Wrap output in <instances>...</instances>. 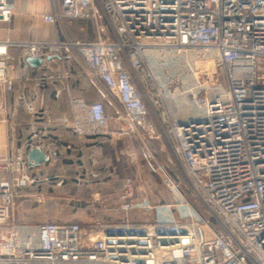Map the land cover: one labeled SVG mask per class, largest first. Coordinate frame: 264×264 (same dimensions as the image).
Returning <instances> with one entry per match:
<instances>
[{
    "label": "built area",
    "instance_id": "built-area-1",
    "mask_svg": "<svg viewBox=\"0 0 264 264\" xmlns=\"http://www.w3.org/2000/svg\"><path fill=\"white\" fill-rule=\"evenodd\" d=\"M7 1L0 0V24L12 15ZM60 18L91 19L97 39L0 41V82L11 88L6 67L18 48L23 60L70 59L113 111L108 114L102 101L70 96L69 115L59 125H68L77 138H139L145 158L156 165L162 184L180 204L184 221H175L169 206L162 211L147 196H136L133 179L126 177L121 228L86 236L78 223L45 222L38 224L35 239L27 235L22 241L11 214L17 192L40 181L39 174L28 172L26 160L27 152L39 146L29 142L27 152L10 151L7 128L0 123V264H264V63L263 74L257 71L264 61V0H57L56 9L42 19L58 24ZM160 47L209 50L225 72L224 91L212 98L195 96L203 114L182 125L169 112L164 115L185 179L169 177L154 157L149 143L160 141V134L125 66L127 61L139 68L143 50ZM179 86L174 91L185 94ZM26 110L35 118L43 115L29 102ZM110 121L125 122L127 128L114 131ZM51 161L52 154L44 153L43 163ZM182 187L204 213L184 198ZM34 199L40 203L43 195ZM131 209L152 219L130 223Z\"/></svg>",
    "mask_w": 264,
    "mask_h": 264
},
{
    "label": "crops",
    "instance_id": "crops-1",
    "mask_svg": "<svg viewBox=\"0 0 264 264\" xmlns=\"http://www.w3.org/2000/svg\"><path fill=\"white\" fill-rule=\"evenodd\" d=\"M7 2L12 9V15L8 23L0 24V41L51 42L61 36L85 42L97 39L93 21L92 23L88 20L60 18L58 24L44 22L42 16L56 9L57 0ZM21 51V48L16 50L15 58L6 67L5 77L12 79L11 88L7 90L0 82V123L7 128L5 142L8 149L27 152L26 146L32 142L39 146L43 153L52 154L50 163H42L35 167L28 165L31 169V172H28L40 176H47L48 172L62 173L60 222L80 224L86 236L98 234L102 229L106 231L121 228L124 213L119 210V206L122 202L124 179L131 177L135 185L142 181L149 188L152 187V182L148 171L156 175L160 172L158 169L153 170L152 162L145 158L142 142L137 137L115 135L77 138L71 133L68 125H59L58 120L69 115L70 96L82 97L87 102L104 101L109 108L108 114H111L113 109L93 81L70 59L48 56L40 66H30L22 59ZM132 51L128 50V54L132 55ZM209 54L219 60L216 54ZM139 61L140 67L135 72H132L127 61L125 66L135 79L133 84L139 91L142 101L148 106L156 131L162 140L170 138L173 148V137L164 118L166 113L171 112L167 105L163 106L159 100L164 98L157 94L155 86L158 83L151 74H149L151 81L145 86L148 74L144 71L143 64L145 63L147 67L149 64L143 55L139 57ZM152 74L155 77L154 72ZM27 102L43 112L41 118H35L27 112ZM110 127L114 131H123L127 128L125 122L117 121H111ZM148 166H152L150 170ZM33 188L34 186L17 192L11 216L12 221L19 226L20 233L27 232V235L36 238L39 223L35 220V214L31 212L29 204L39 202L34 199L37 193ZM71 191L74 193L73 197L68 194ZM84 193L89 194V197L83 200L78 198ZM138 193L139 188L137 190L135 186V195L138 196ZM21 206L26 207L29 212L19 214L18 208ZM127 217L133 224H145L152 219L147 218L141 209L129 210ZM171 217L174 218L172 212ZM97 222L101 225L97 226Z\"/></svg>",
    "mask_w": 264,
    "mask_h": 264
},
{
    "label": "rangeland",
    "instance_id": "rangeland-1",
    "mask_svg": "<svg viewBox=\"0 0 264 264\" xmlns=\"http://www.w3.org/2000/svg\"><path fill=\"white\" fill-rule=\"evenodd\" d=\"M209 53L215 54L209 50L202 49L178 50L170 48L157 50L146 48L143 50V58L149 64L148 67L145 63L143 64L144 71L148 74L144 82L145 86L151 81L149 74L154 72L156 81L161 88L164 97V99L159 100L162 101L163 106L167 105L173 121L178 124L184 122L189 117L196 118L203 114L204 110L195 103V96L212 98L218 91H224L226 88L223 66L218 59L213 58ZM122 60H124L123 56ZM263 63L264 61L258 62V74H263ZM135 70L136 69H132V72H135ZM129 73L132 81L135 82L130 71ZM170 79L173 81H169ZM177 83L180 85L179 87L181 91L186 92L185 94L174 91ZM149 114L150 119L153 120L150 111ZM149 147L152 150L154 157L160 161L158 163L163 166L162 170L165 174L173 179L175 177L174 174L180 175L185 179L184 172L172 152L170 138L166 137V140L164 138L162 140V137L160 136V141H157L154 144L149 143ZM151 165L153 166V170L157 169L156 165L153 163ZM152 166H148L149 170ZM148 174L151 180H154L152 182V187L148 184V188L142 181H138L137 185L134 184V189L135 186L137 190L139 188L138 196L148 195L147 197L150 202L162 211L169 206L174 216V218H172L178 223H182L184 219L179 214L180 204L176 201L172 191L160 181L162 174L159 173V175H156L152 171H148ZM38 177L40 181L37 186L43 184V190L41 189L43 199L38 204H29L30 210L35 214V220L39 224L45 222L59 223L62 221V177H60L59 174H48L47 176ZM182 190L184 191V198L190 204L195 206L198 211L204 213V209L198 203L197 199L193 197L187 189L183 188ZM34 191H36L35 193L40 192V187H37ZM68 194L71 197L74 196L72 191ZM88 197L89 194L84 193L78 198H82L83 200V198L86 199ZM27 212L29 211L26 207L21 206L18 208V213L21 215H24ZM167 222L171 223L172 221L167 220ZM34 229L35 228H33V230ZM26 236L27 232L20 233L22 241Z\"/></svg>",
    "mask_w": 264,
    "mask_h": 264
},
{
    "label": "water",
    "instance_id": "water-1",
    "mask_svg": "<svg viewBox=\"0 0 264 264\" xmlns=\"http://www.w3.org/2000/svg\"><path fill=\"white\" fill-rule=\"evenodd\" d=\"M25 61L30 66H40L42 63V59L38 57H27ZM183 123H185V121L179 123V125H182ZM26 160L31 167L40 166L44 162V153L40 149H31L27 152ZM106 233L111 234V231L106 230Z\"/></svg>",
    "mask_w": 264,
    "mask_h": 264
},
{
    "label": "trees",
    "instance_id": "trees-1",
    "mask_svg": "<svg viewBox=\"0 0 264 264\" xmlns=\"http://www.w3.org/2000/svg\"><path fill=\"white\" fill-rule=\"evenodd\" d=\"M65 19H67V18H65ZM72 20H79V19H72ZM84 20H88V21H91V22H92L91 19H84ZM92 23H93V22H92ZM102 102L104 103V101H102ZM104 106H105L106 112L109 113V108L105 105V103H104ZM91 138H99V137H91ZM28 171L31 172V169L28 168ZM47 174H59L60 177H62V173L48 172ZM149 179H150L151 182H153V181L151 180L150 177H149ZM37 187H38V188L40 187V192H41V189L43 190V184H39L38 186L36 185L33 189H36ZM102 202H103V201H102ZM121 203H122V202H121ZM102 206H103V203H102ZM131 210H137V209H131ZM59 223H60V222H59Z\"/></svg>",
    "mask_w": 264,
    "mask_h": 264
}]
</instances>
